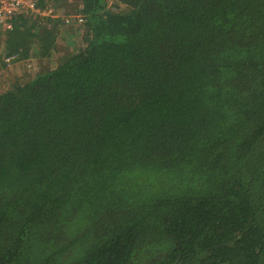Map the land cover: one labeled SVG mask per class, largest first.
Masks as SVG:
<instances>
[{
  "label": "trees",
  "instance_id": "obj_1",
  "mask_svg": "<svg viewBox=\"0 0 264 264\" xmlns=\"http://www.w3.org/2000/svg\"><path fill=\"white\" fill-rule=\"evenodd\" d=\"M36 1L83 22L0 36L56 54L0 93V264H264V0Z\"/></svg>",
  "mask_w": 264,
  "mask_h": 264
},
{
  "label": "built area",
  "instance_id": "obj_2",
  "mask_svg": "<svg viewBox=\"0 0 264 264\" xmlns=\"http://www.w3.org/2000/svg\"><path fill=\"white\" fill-rule=\"evenodd\" d=\"M22 15H25L28 19H39L41 21L58 18L62 20L65 27H78L83 22L81 15L67 14L51 5L41 9L36 0H0V29L2 31H10L14 21ZM17 58V55L6 56L3 61L8 67Z\"/></svg>",
  "mask_w": 264,
  "mask_h": 264
},
{
  "label": "rangeland",
  "instance_id": "obj_3",
  "mask_svg": "<svg viewBox=\"0 0 264 264\" xmlns=\"http://www.w3.org/2000/svg\"><path fill=\"white\" fill-rule=\"evenodd\" d=\"M61 11L67 14H74L71 11L60 8ZM60 33L58 34L60 40L62 37L64 42H69L70 45L76 43L78 39V34L74 33L72 30L67 29L65 26L58 24ZM4 31L0 29V36ZM3 55L2 48L0 46V93L9 88L13 83L17 81H25L26 78H33L34 75L40 70L46 68L48 65H53L56 59V54L53 55V59L40 60L39 58H30L28 60H19L14 62L12 65L7 68L3 65Z\"/></svg>",
  "mask_w": 264,
  "mask_h": 264
}]
</instances>
